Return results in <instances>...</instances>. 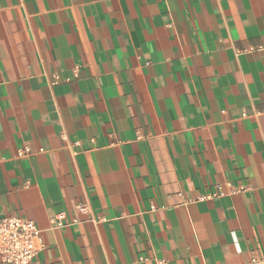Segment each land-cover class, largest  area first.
<instances>
[{"label":"crops","instance_id":"1","mask_svg":"<svg viewBox=\"0 0 264 264\" xmlns=\"http://www.w3.org/2000/svg\"><path fill=\"white\" fill-rule=\"evenodd\" d=\"M12 215L36 264H264V0H0Z\"/></svg>","mask_w":264,"mask_h":264},{"label":"built area","instance_id":"2","mask_svg":"<svg viewBox=\"0 0 264 264\" xmlns=\"http://www.w3.org/2000/svg\"><path fill=\"white\" fill-rule=\"evenodd\" d=\"M20 153L29 152L28 147ZM84 210V207H80ZM44 247L40 229L33 220L8 216L0 219V259L11 264H36L34 259ZM252 262H256L253 257Z\"/></svg>","mask_w":264,"mask_h":264}]
</instances>
